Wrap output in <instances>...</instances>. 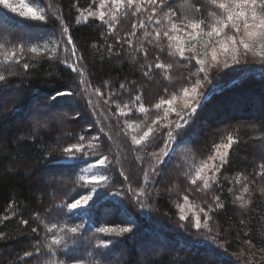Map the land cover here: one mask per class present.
Returning a JSON list of instances; mask_svg holds the SVG:
<instances>
[{
  "label": "trees",
  "instance_id": "obj_1",
  "mask_svg": "<svg viewBox=\"0 0 264 264\" xmlns=\"http://www.w3.org/2000/svg\"><path fill=\"white\" fill-rule=\"evenodd\" d=\"M136 2L140 11L126 5L116 11L110 0L105 9H99L100 0H31L45 10L44 22L0 6V75L5 76L0 82V264H264V60L249 54L225 67L222 57L217 66L210 56L200 57L205 81L204 73L195 75L201 65L189 64L174 42L169 47L163 35L157 41L155 32L169 29L164 18L169 9L184 31H191L181 22L185 17L211 26L210 13L217 10L209 0H169L164 7L159 0ZM98 9L106 12L107 24L98 15L83 19ZM63 27L75 57L67 36H61ZM29 33L37 34L29 38ZM32 46L56 52L36 54L29 51ZM12 51L18 63L4 61ZM157 63L166 70L156 69ZM74 64L83 70L87 91ZM198 80V95L184 97L183 89L191 93ZM58 91L71 95L52 102ZM186 99L196 108L191 116ZM161 100L173 101L175 111L167 118L169 105L154 107ZM148 127L153 132L147 141L134 144L132 138ZM229 135L238 142L224 150L227 162L215 173L216 182L210 180L207 190L203 181L192 184L201 165L213 163L214 146L226 144ZM81 136L83 151L69 158L64 149L80 144ZM103 157L101 175L108 179L89 206L60 207L87 194L83 168ZM204 175L213 173L205 168ZM240 195L244 207L236 199ZM201 208L208 214L207 228ZM197 214L200 229L193 226ZM53 223L80 231L47 232ZM101 227L115 231L99 232ZM122 227L132 230L118 234ZM53 234L62 242L50 251ZM103 241H111L108 248L99 247Z\"/></svg>",
  "mask_w": 264,
  "mask_h": 264
},
{
  "label": "snow or ice",
  "instance_id": "obj_2",
  "mask_svg": "<svg viewBox=\"0 0 264 264\" xmlns=\"http://www.w3.org/2000/svg\"><path fill=\"white\" fill-rule=\"evenodd\" d=\"M36 3L42 2V0H35ZM151 4H156L157 0H149ZM169 0H159L160 6L164 7L167 5ZM111 5L115 8L116 11H119L121 6L126 5L129 8L135 7L137 11H140V4L136 2V0H110ZM209 3L217 10L216 12L210 13L213 17L214 22L211 26L205 20L199 19H188L183 18L181 19L182 23L186 24V27L190 28L191 31H184L177 27V24L174 22V13H172L171 9H169V13L165 14V20H167L168 25H170L169 29L161 33L159 30L155 32V39L159 41L161 39V35L166 37L169 41V47H173V42L175 46V52L179 54L181 58H184L189 64H192L195 61L196 64L201 65L198 68L195 75H199L200 73H204L205 81L207 80V72L204 69L203 65L205 63V59L200 57H208L212 61L213 66H217L219 64L220 58H224L225 60V67H228V60H231L233 64L240 63V57L244 56L247 58L249 54L253 57H259L261 60H264V0H209ZM109 5V0H100L99 9H105ZM0 6L10 10L11 12L18 13V15L24 17L25 19H31L36 21L44 22L46 20L45 10L40 8H32L29 7L24 0H20V7H16L11 3V0H0ZM26 9V10H25ZM97 12L88 11L87 16H84L83 19L86 21L88 17H95L98 15L99 19L104 23H108L105 21L106 12L99 10ZM199 12V8L196 9ZM153 12H155V8H153ZM83 15V14H82ZM113 20L116 19L115 13H112ZM180 19V18H175ZM151 20V17H149ZM80 21L78 20L77 23ZM159 24L160 21H157ZM143 27V22L140 24ZM113 25H109V31L111 32ZM136 25H133L135 28ZM209 29L205 31V29ZM171 33H181V35H170ZM68 29L67 27L62 28L61 36H67V44L72 45L71 48V55L76 56V48L75 45L72 44V38L70 35H67ZM131 35H135L133 32ZM145 36H148V33H145ZM209 37L210 39L203 41V37ZM50 42L52 38H49ZM202 42L201 49H197L196 44ZM59 43L58 41L56 42ZM131 40L128 41V44L131 45ZM2 47V45H0ZM18 51L23 53L24 46L21 44L19 46ZM29 51L32 53L39 54L40 52H48L50 51L52 55L55 54L56 48L53 47L52 49L47 48H38L37 46H32ZM65 51H68L65 48ZM109 51H111V47H109ZM187 53V55H186ZM14 58H16V62H19L17 58V51H12L10 54H4V61L10 62ZM82 59V58H78ZM25 68L28 67L27 64L24 65ZM73 71L80 72L81 75V85L84 86L85 91H87L88 82L84 79V73L82 69H79L74 65L71 66ZM170 68V66H167ZM151 68V65H149ZM156 69L159 70H166V65L163 63H157L155 65ZM147 75V73H146ZM5 80L4 75H0V82ZM201 81H197L195 86L191 88V93L189 92L188 88L183 89L184 97H190L198 95V88L201 86ZM121 88H124V85L121 84ZM97 94H99V89L95 90ZM66 95H71V92L66 91H58L55 95L50 97L52 102L57 100V97H63ZM136 101L140 100V96H136L134 98ZM175 99V96L173 97ZM91 103V102H90ZM173 101L172 100H161L160 103L154 105L156 109H160L162 105L167 104L169 105V109L165 110V118H167V113L169 110L175 111L174 108H171ZM127 107V105H125ZM184 107L186 109H190L188 112V116H191L195 113L196 108L192 106L189 100L186 99ZM121 114L123 113V109H120ZM146 109L141 105L139 108V112L143 113ZM180 115V113H177ZM184 123H188V120L184 117H181ZM155 124L156 121H153ZM177 128L183 127V124H177ZM153 128L148 127L147 131L143 132L139 138L133 137L132 141L134 144H142L143 142L147 141L150 134H152ZM169 139H173L172 134L169 133ZM81 143L77 145H70L68 148H65L64 151L69 154V158H73L71 154L73 152H81L84 149L83 140L84 137H80ZM227 143L222 145H215V153L212 157H209V160H212L213 163L208 165L207 163H203L201 167L196 171L195 178L191 179L192 184H196L197 181H203V187L205 190L211 187L210 180L212 182H216L215 180V173H218L223 165L227 162V150L229 149L232 144L237 143L238 141L235 140L231 135L227 137ZM163 155H167V153H163ZM107 157L100 158L96 161V165L104 166L106 164ZM96 165H92L90 167H95ZM208 168L212 173L213 176L206 177L204 175V169ZM152 172H155V168L152 169ZM148 174L147 172L145 173ZM107 177L104 175H83L80 177V180L84 182V187L82 189L83 192L87 193L84 195H79V198H73L72 202L64 203L60 207L67 208L69 210H77L89 206V202L93 200L94 195L97 192V188L101 182H106ZM240 182V178L237 177V183ZM243 192H248L247 185L243 186ZM217 206L222 207L219 204V197L214 198ZM237 200L241 201V207H244L247 204V201L243 200V196H237ZM184 200L187 201L188 197L185 196ZM211 211V208L209 209ZM200 212L204 213L205 220L203 226L205 228L208 227V214L204 212V209L201 208ZM181 219H186V217L181 216ZM24 223H27L26 221ZM196 229L201 228V217L199 214L195 216V221L193 225ZM46 230L49 233H54L55 231L61 232H68L71 233H78L80 231V226H74L70 229L67 228L65 225L64 228H59L57 224L53 223L50 227L46 225ZM130 227H122L119 229L118 234H123L126 232L131 231ZM211 231V229H208ZM35 231V229H33ZM99 232H114L115 229L108 228V227H101L98 229ZM62 242V238L53 234L51 236V242L48 244V249L50 251L54 250V246L60 245ZM111 241H103L99 247L108 248ZM37 251L39 248L37 247ZM32 253H25V256H31ZM59 264H63V262H59Z\"/></svg>",
  "mask_w": 264,
  "mask_h": 264
},
{
  "label": "rangeland",
  "instance_id": "obj_3",
  "mask_svg": "<svg viewBox=\"0 0 264 264\" xmlns=\"http://www.w3.org/2000/svg\"><path fill=\"white\" fill-rule=\"evenodd\" d=\"M25 3H27L29 5V7H32V8H37L39 9L36 5L34 6L33 4H31V0H24ZM11 3L16 6V7H20V0H11ZM26 10V9H25ZM37 33H29L27 34V37L31 38V37H35ZM43 41L40 43L42 44ZM0 105H4V103L1 101L0 102ZM92 165H96V162L88 165V166H85L83 168V175H101V168H100V165H96L95 167H90ZM53 183V182H52Z\"/></svg>",
  "mask_w": 264,
  "mask_h": 264
}]
</instances>
